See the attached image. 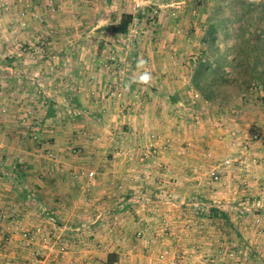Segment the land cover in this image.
<instances>
[{"label": "rangeland", "instance_id": "374dc122", "mask_svg": "<svg viewBox=\"0 0 264 264\" xmlns=\"http://www.w3.org/2000/svg\"><path fill=\"white\" fill-rule=\"evenodd\" d=\"M122 13L131 15L125 33L115 31ZM202 59L213 66L221 65L227 80L216 86L210 100L204 99L195 86V93L182 88V107L176 108L175 120L170 124L182 135L191 128L196 132L194 129L202 123V106H206L213 125L228 127L224 152L206 173L209 186L223 180L225 167H240L241 173H247L248 168L264 172V165L245 167L244 163L249 151L254 150L251 145L264 141V123L261 125L258 119L262 118L259 113L264 112V71L261 72L264 67V0H0V149L5 150L2 137L8 134L14 138L16 146L27 150L62 140L64 157L85 158L93 154L94 158L99 157L96 160H102L119 156V142L125 135L123 111L131 106L128 95L136 96L152 89L170 94L177 88L176 83L156 81L155 86L134 81L132 77L148 73V62H152V70L154 62H175L181 68L187 66L185 73L180 74L192 77ZM138 60L145 63L138 66ZM255 64L260 72L254 78ZM163 68L164 71L159 70L157 65L155 72L158 73L154 75L173 74ZM188 136H195V133ZM189 146L181 147L189 153L192 148ZM45 149L43 153L54 158L53 149ZM163 149L173 151L172 146ZM151 150L141 156L146 172L161 166L158 154L154 156ZM2 154L0 152V157ZM192 164L187 169L202 172L201 167L195 168L197 159ZM214 169L220 172L217 180L212 175ZM19 171L16 172L22 174L24 169ZM91 171L95 176L94 168L89 176ZM237 183V188L244 184ZM157 184L161 187V182ZM246 196L237 197V205L243 206ZM255 196L250 195L251 204ZM64 199L62 204L66 205L69 199ZM200 199L206 207L214 208L217 197L195 195L191 201ZM197 207L191 211L190 218L205 217L206 211ZM44 214L58 222L65 221L61 211L54 208H48ZM227 214L220 209L211 210L210 218L225 225L204 228L199 224L197 228L192 227L194 223L184 215L188 217L185 230L184 227L177 229L181 233L195 230V241L187 244L192 256L164 251L161 258L145 264H263L255 257L244 260L241 256H231L240 250L257 251L244 237L245 230L232 226V217ZM18 215L4 210L0 212V221L14 220L19 225L22 219ZM87 217V214L75 216L74 220L88 222ZM106 219L116 217L112 213ZM47 226L20 228L22 238L27 242L35 238L42 240L49 256V242L64 247L59 256L67 252L70 249L68 239L73 238L70 232L59 233ZM27 231L31 233L30 238L24 235ZM257 231L264 234V228H256L255 234ZM3 238L8 240L6 235ZM85 247L81 244L79 249ZM124 263L131 261L124 259L121 264Z\"/></svg>", "mask_w": 264, "mask_h": 264}, {"label": "crops", "instance_id": "0c3cea01", "mask_svg": "<svg viewBox=\"0 0 264 264\" xmlns=\"http://www.w3.org/2000/svg\"><path fill=\"white\" fill-rule=\"evenodd\" d=\"M148 63L150 85L159 81L162 84L176 83L177 88L170 94L152 89L140 95H128L127 101L131 106L123 111L125 124L122 128L125 135L119 142V156L102 160H96L99 157L94 158L93 154L85 158L64 157L62 140L27 150L16 146L11 135L4 134L2 142H5L6 148L0 149L3 152L0 157V212H17L22 220L19 225L14 220L0 221V264H96L97 261L98 264H105L110 253L115 254L119 260L114 264H121L124 259L133 264H145L161 258V252L164 251L182 255L187 253L186 256L190 257L191 249H188L190 245L187 244L195 241V230L181 233L177 228L184 227L185 230L188 221L186 217L190 218L196 206L206 212L205 217L190 218L195 224L192 227L197 228L198 224L202 228L223 227L225 224L210 218L209 212L218 209L227 212L232 217V226L244 229V237L257 251L252 249L251 253L240 250L230 255L237 258L241 256L244 260L255 257L264 264V234L258 231L255 234L256 228H264V172L248 168L247 173H241L240 167H225L223 180L209 186L211 184L206 173L221 158L220 153L224 152L223 143H226L229 136L228 127L224 129L218 127L217 123L213 125L209 110L202 106V123L197 130L194 129L196 132H192L191 128L190 131L185 130V135L178 133L176 126L170 123L175 120L176 108L182 105V88L195 93L191 75H181L188 68H181L175 62H154V67L158 65L159 70L164 71L165 67L173 71L170 75H154L156 69L152 70V62ZM173 76L177 79H173ZM140 77L134 75L132 79L140 81ZM259 115L262 118L258 119L263 125L264 112ZM197 132L199 135H196ZM190 133H195V136H188ZM187 139H191L190 142ZM12 143L15 145L13 148ZM183 145L192 147L189 153L183 150ZM171 146L173 151L162 150ZM48 147L53 149L51 152L55 153L54 158L43 153ZM251 147L254 150H250L246 156L245 167H262L264 141H256ZM151 149L154 156L158 154L157 160L161 166L146 172L141 156L151 152ZM255 150L256 153L253 152ZM176 151L181 155H177ZM258 153L260 156L257 157ZM196 159L198 164L195 168L201 167L202 172L187 169L189 165H194L192 163ZM180 162H185V165ZM91 168L96 170L93 177L88 174ZM19 169H24V172L18 174ZM157 181L161 182V187ZM238 181L244 184L237 188ZM148 183L154 185L147 186ZM242 194L248 198H245L243 206H239L236 201ZM195 195L200 198L208 195L217 197L212 204L214 208L202 204L203 199L192 202L191 198ZM250 195H256L253 204L250 203ZM64 197L69 199L66 205L62 204L65 202ZM48 208L61 211V218L65 221L58 222L52 217H46L44 212ZM112 213L116 219H106ZM85 214L88 215V222L74 220L75 216ZM161 215L164 216L158 217ZM47 224L50 229L54 228L59 233L70 232L73 236L68 239L70 249L60 256H49L42 240L35 238L27 242L22 238L20 228H33L37 225L47 228ZM215 231L218 233L219 229ZM186 232L192 235L188 236ZM4 235L8 236V240L3 238ZM81 244L86 247L79 249Z\"/></svg>", "mask_w": 264, "mask_h": 264}, {"label": "trees", "instance_id": "16d2710c", "mask_svg": "<svg viewBox=\"0 0 264 264\" xmlns=\"http://www.w3.org/2000/svg\"><path fill=\"white\" fill-rule=\"evenodd\" d=\"M131 21L130 14H124L120 24L115 28L116 32L125 33L128 31ZM264 71V67H262ZM258 65L255 64L253 67L252 76L255 78L259 73ZM211 78V79H210ZM192 83L195 87L201 90L202 96L206 100L213 98L214 93L216 92V86L220 85L223 81L227 80L225 78V72L222 71L221 65L213 66L210 62H207L202 59V61L197 63V66L191 77ZM202 80V87H201ZM117 261L115 254L110 253L105 259V264H114Z\"/></svg>", "mask_w": 264, "mask_h": 264}, {"label": "built area", "instance_id": "2783aa9c", "mask_svg": "<svg viewBox=\"0 0 264 264\" xmlns=\"http://www.w3.org/2000/svg\"><path fill=\"white\" fill-rule=\"evenodd\" d=\"M227 162H229V160H226ZM219 170H216V169H214L213 171H212V175H213V177L217 180V179H219ZM90 175L91 176H93L94 175V171H91L90 172ZM24 235H25V237L26 238H30L31 237V233L30 232H24ZM48 246H49V252L51 253V254H53V255H57V254H60L61 252H62V250L64 249V247H60V246H58V245H56V243L55 242H49L48 243Z\"/></svg>", "mask_w": 264, "mask_h": 264}, {"label": "clouds", "instance_id": "9594fccd", "mask_svg": "<svg viewBox=\"0 0 264 264\" xmlns=\"http://www.w3.org/2000/svg\"><path fill=\"white\" fill-rule=\"evenodd\" d=\"M145 62L143 60H138V66L144 64ZM151 79V76L149 73H144L140 77V82L142 83H148L149 80Z\"/></svg>", "mask_w": 264, "mask_h": 264}]
</instances>
